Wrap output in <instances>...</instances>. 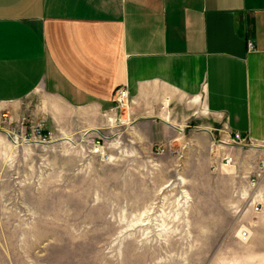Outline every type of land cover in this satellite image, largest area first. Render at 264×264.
Here are the masks:
<instances>
[{
	"label": "crops",
	"instance_id": "crops-1",
	"mask_svg": "<svg viewBox=\"0 0 264 264\" xmlns=\"http://www.w3.org/2000/svg\"><path fill=\"white\" fill-rule=\"evenodd\" d=\"M122 86L135 140L208 152L225 125L261 162L264 0H0V111L91 130Z\"/></svg>",
	"mask_w": 264,
	"mask_h": 264
},
{
	"label": "rangeland",
	"instance_id": "rangeland-1",
	"mask_svg": "<svg viewBox=\"0 0 264 264\" xmlns=\"http://www.w3.org/2000/svg\"><path fill=\"white\" fill-rule=\"evenodd\" d=\"M106 118L60 134L0 111V264H264V159L226 163L224 131L168 152Z\"/></svg>",
	"mask_w": 264,
	"mask_h": 264
},
{
	"label": "built area",
	"instance_id": "built-area-1",
	"mask_svg": "<svg viewBox=\"0 0 264 264\" xmlns=\"http://www.w3.org/2000/svg\"><path fill=\"white\" fill-rule=\"evenodd\" d=\"M114 106L111 108V111L109 114H117L118 112H127L130 106V98H129V92L127 90L126 87H119L115 90L114 92ZM110 120H112L110 118ZM25 124H26V117H23L21 120V126H20V130L21 132L24 134L25 133ZM37 127H40V124H37ZM37 133L40 134L41 128H36L35 129ZM222 131H224L228 137L230 138V140L232 141L233 145H238V146H246L248 145V138L247 136L243 135L240 132L237 131H230L228 130V127L223 125ZM164 147L160 148V151H164ZM91 152L97 155H100L101 157H105L106 155V150L105 147L101 144V142L98 141H94L92 148H91ZM233 160V157L230 155H226L224 157V161L226 163H231ZM262 166H264V160H262ZM255 179H253V182L255 183ZM241 238L246 239L249 237V232L247 230H244L241 232L240 234Z\"/></svg>",
	"mask_w": 264,
	"mask_h": 264
}]
</instances>
